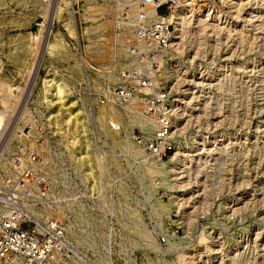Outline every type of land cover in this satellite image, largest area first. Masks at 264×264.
I'll return each mask as SVG.
<instances>
[{
    "label": "rangeland",
    "instance_id": "374dc122",
    "mask_svg": "<svg viewBox=\"0 0 264 264\" xmlns=\"http://www.w3.org/2000/svg\"><path fill=\"white\" fill-rule=\"evenodd\" d=\"M128 1L57 0L60 15L46 27L58 46L35 68L50 0H0V110L11 109L0 122V180L34 115L57 193L69 195L70 173L91 197L74 207L82 223L68 211V232L85 250L102 246L112 212L118 264H264V0H180L169 13L189 6L181 39L153 65L171 117L161 156L148 148L156 126L140 102L147 90L125 104L114 98V109L100 103L128 66L137 10L126 16ZM53 73L69 92L62 104L47 102ZM83 136L92 184L78 160ZM65 208L48 214L63 219Z\"/></svg>",
    "mask_w": 264,
    "mask_h": 264
},
{
    "label": "built area",
    "instance_id": "2783aa9c",
    "mask_svg": "<svg viewBox=\"0 0 264 264\" xmlns=\"http://www.w3.org/2000/svg\"><path fill=\"white\" fill-rule=\"evenodd\" d=\"M131 1L122 2L121 10L126 16L131 14ZM134 1L140 8L131 14L133 32L125 40L128 66L117 74L114 86L107 90V96L105 94L100 103L111 97L117 103L125 104L133 100L136 89L147 90L148 94L140 102L156 126L153 139L148 140V148L158 151L157 155L161 156L170 150L164 145L167 144L171 117L165 94L157 86L152 71L158 53L169 48L173 31L169 13L180 0ZM153 5L154 13L145 9ZM37 119L32 115L28 120L26 134L22 135L26 139L22 138L14 145L0 180V264H116L113 259L114 228L105 236L101 260L72 239L67 220L48 214L57 206L88 201L91 197L80 179L67 173L65 184L70 199H61L46 174V156L41 153L43 138L35 130L39 123ZM159 130L165 135L158 136ZM133 138L142 140L141 136ZM97 190L99 192L98 186Z\"/></svg>",
    "mask_w": 264,
    "mask_h": 264
},
{
    "label": "bare ground",
    "instance_id": "6f19581e",
    "mask_svg": "<svg viewBox=\"0 0 264 264\" xmlns=\"http://www.w3.org/2000/svg\"><path fill=\"white\" fill-rule=\"evenodd\" d=\"M56 1L57 0H50V8H49V11H48V14H47V21H46V24H45V26H44V28H43V34H42V39H41V45H40V49L38 50V53H37V56H36V58H35V68L36 67H40L41 66V64H42V61H43V54H44V52H46V50L50 53V52H52V51H54L55 49H57V46H58V44L54 41V39L52 40H50L49 38H48V35H49V33H50V28H47L46 26H47V23H50V22H52L53 20H55V19H57L58 17H59V15H60V7L58 6V4H56ZM131 2H133L132 3V5H136V8L137 9H139L140 7L137 5V3L134 1V0H132ZM132 5H131V9H132ZM186 8H189V6L188 5H186L185 6ZM185 8V9H186ZM145 9H147V10H149L150 12H155V8H154V5L153 6H151V7H145ZM185 9H182V10H179L177 13H175V14H173V15H170V22L172 23V25H173V31H172V37H171V42H170V44H169V47H170V45L171 46H176L177 45V43L176 42H178L180 39H181V36H182V31L184 30V28H183V21L185 20V13L187 12V10H185ZM40 33V32H39ZM39 33H37V34H35L32 38L34 39V38H38L39 39ZM37 39V40H38ZM39 43V42H38ZM35 50H36V48H35ZM176 64H169V65H167V67L165 68L166 69V73H167V75L169 76L170 75V73L171 72H174V71H176ZM34 71H35V69H34ZM36 74V72L34 73H30V79L32 80L33 78H32V76L33 75H35ZM54 76H55V73H53V74H51V75H49V76H47V79H46V82H45V84L47 85V87H50L49 88V93H50V99L49 100H47V102L50 104V105H55V104H62L63 103V101H64V99L66 98V96L68 95V93L69 92H67V89H66V86H65V84H63V85H57V83L55 82L56 81V79H54ZM172 76V75H171ZM32 83V82H31ZM31 88V87H30ZM7 89V88H6ZM48 90V89H47ZM10 91V92H9ZM9 91L7 92L8 93V95H6V96H9L10 94H11V89H9ZM48 93V94H49ZM4 99H5V97H4ZM46 101V100H45ZM44 101V102H45ZM103 103H105L104 105H105V107L106 108H108L109 110L110 109H114L115 108V106H116V102H115V99L113 98V99H111V100H109V101H107V102H103ZM5 106V105H4ZM7 106H5L4 107V109L3 110H0V122L2 121V120H4V118H5V116L6 115H8L9 114V112L11 111V109H7L6 108ZM19 111V110H18ZM6 113H8V114H6ZM77 115H78V111L73 115V117H74V119L72 120V118L71 119H67V122H71L72 121V123H73V121L76 123L79 119L77 118ZM8 117V116H7ZM22 117V116H21ZM6 119V118H5ZM4 122H6V120H4ZM4 125V124H3ZM2 125V126H3ZM1 126V125H0ZM74 126H77L76 124H74ZM79 128H81V130H83V127H82V125H79L78 126ZM87 127V126H86ZM17 129V128H16ZM87 129V128H86ZM0 130H3V129H0ZM80 130V131H81ZM76 131H78V130H76ZM80 131H78V133H79V135H80ZM0 133H1V131H0ZM3 133V132H2ZM1 133V134H2ZM13 133V132H12ZM165 132H163V133H161L160 132V130H159V134H158V136H161V135H165L164 134ZM10 134V133H9ZM8 136V135H7ZM11 136V135H10ZM10 136H8V138H7V142H8V140H9V137ZM11 138H13V137H11ZM10 138V139H11ZM83 141H82V143H83V145H84V148H82L84 151H85V153H84V157H81V158H79L78 160H82L83 161V163L86 165V170H85V173L83 174V180L86 182H90V184H92V181H94L95 179H94V175H93V169H92V161H94L95 162V160H94V158H92V156L90 155V153H89V151H87V149H88V146H89V140L86 138V136H83V139H82ZM5 141H6V139H5ZM217 141V140H216ZM6 144V143H5ZM6 147V146H5ZM8 148V147H7ZM9 149V148H8ZM2 150H3V148H2ZM1 150V151H2ZM6 150V149H5ZM82 150V151H83ZM4 153V152H3ZM182 165H184V163H183V161H180V162H178V164H177V166H178V168L180 169L181 167H182ZM176 166V167H177ZM177 168V169H178ZM72 171H74V169H72ZM74 173H76L75 171H74ZM46 174H48V172H46ZM77 174V173H76ZM92 180V181H91ZM86 182V183H87ZM95 186V185H94ZM88 187H89V185H88ZM91 191L93 192L94 190H93V187H92V185H91V187H89V192L91 193ZM69 197L67 196V197H61V199L63 200V201H67V200H69L68 199ZM64 206L66 207L65 208V210H66V213H65V215H64V217H62V216H60V217H62L63 219H67L68 220V223H67V230L68 231H70V233L71 234H73L72 233V223L69 221V217H68V211H71V212H74V214H73V218H74V220H75V222H76V220L78 221V222H80V223H82L83 222V218H82V214H80V212H78V211H76L75 209H74V207L76 206V207H82V205L81 204H79V202H70V203H68V204H64V205H60V206H57L55 209L56 210H62L63 208H64ZM60 208V209H59ZM79 209V211H81L80 210V208H78ZM75 210V211H74ZM64 212V211H63ZM108 226H109V230L110 229H113V227H111L110 226V224H112V221H113V218H114V214L111 212V213H109L108 212ZM50 215V214H49ZM91 218V217H90ZM91 220V219H90ZM99 230V229H98ZM114 230V229H113ZM107 233H108V231L105 233V236L107 235ZM76 235V237L78 236L77 234H75ZM80 239H83L84 241H86L87 240V238H82V237H79V240ZM144 239V238H143ZM104 240H105V237H104ZM124 247L126 246V242H124L123 241V244H122ZM103 246H104V242L102 243V246H100L99 248H96V250L95 251H93L92 250V252H93V255L94 256H97V257H100V259L102 260L103 259V254H102V248H103ZM122 246V247H123ZM123 247V248H124ZM125 249V248H124ZM114 261H116L117 263L116 264H118V255H119V252H118V250L115 248V244H114ZM201 260H203V259H201ZM207 262H209V260H206ZM205 261V262H206ZM186 264H197V263H191V262H189V263H187L186 262ZM205 264H208V263H205Z\"/></svg>",
    "mask_w": 264,
    "mask_h": 264
}]
</instances>
